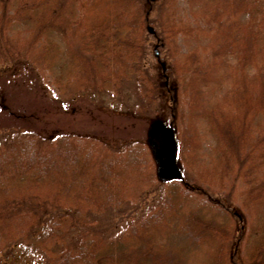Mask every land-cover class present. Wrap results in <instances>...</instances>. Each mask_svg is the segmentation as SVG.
<instances>
[{
    "label": "trees",
    "instance_id": "obj_1",
    "mask_svg": "<svg viewBox=\"0 0 264 264\" xmlns=\"http://www.w3.org/2000/svg\"><path fill=\"white\" fill-rule=\"evenodd\" d=\"M166 1L160 31L148 33L151 0L145 10L137 0H0V63L21 59L43 83L65 41L72 89L111 92L135 75L152 104L160 86L141 62L145 30L168 47L179 84L166 111L182 166L179 177L159 180L140 139L119 149L75 132L6 139L0 253L23 241L40 245L46 264H264V0H186V21ZM180 35L198 39L196 48L182 53ZM253 113L262 115L258 127ZM200 121L216 143L196 176L189 161L198 160ZM157 186L142 217L98 234L97 214Z\"/></svg>",
    "mask_w": 264,
    "mask_h": 264
},
{
    "label": "rangeland",
    "instance_id": "obj_2",
    "mask_svg": "<svg viewBox=\"0 0 264 264\" xmlns=\"http://www.w3.org/2000/svg\"><path fill=\"white\" fill-rule=\"evenodd\" d=\"M151 1L154 4L149 17L156 20V24L148 26L146 29L148 33L160 31V23L167 9L166 0ZM137 2L143 10L146 9L147 0ZM175 3L177 17H185L186 21V18H189L186 0H176ZM82 11L80 8V12ZM146 30L147 38L141 62L148 75L160 86V95L152 104H147L139 95L140 85L135 75L120 86L114 87L111 92L90 88L91 86H85L81 90L72 89L66 83L70 77L71 63L66 53L65 41L64 43L58 41L59 54L51 61L52 65L44 83L36 76V70L21 59H8L0 63V144L13 136L23 135L26 131L40 138L51 137L61 132L101 137L109 141L115 149L133 139L148 142L147 129L154 120H161L166 126L169 124L166 107L170 104L172 93L178 89L179 83L178 71L174 67L170 49L164 47L160 50L157 39ZM197 41L198 39L180 35L178 44L181 52L196 48ZM155 56H159L158 61ZM142 104L148 109L145 110L148 111L147 114L139 112L140 109L143 110ZM157 109L159 112H152ZM261 122L262 115L253 113L252 127H258ZM194 126L200 140L198 160L195 162L190 160L189 166L193 167L190 174L197 176L202 166L210 164L216 139L204 121L195 123ZM176 165L178 168L182 167L178 163ZM157 187L146 190L138 201L125 202L117 208H110L107 212L97 214L95 221L98 223V234L99 227H103L101 230L105 233H114L142 217L157 203L159 192L162 190V187ZM233 203L236 211L242 214L239 198ZM44 236L46 237L43 234L41 238ZM36 246L19 241L0 253V264H46V252L40 245Z\"/></svg>",
    "mask_w": 264,
    "mask_h": 264
},
{
    "label": "water",
    "instance_id": "obj_3",
    "mask_svg": "<svg viewBox=\"0 0 264 264\" xmlns=\"http://www.w3.org/2000/svg\"><path fill=\"white\" fill-rule=\"evenodd\" d=\"M147 140L157 164V178L167 181L179 177L176 165L177 143L172 127L160 120L153 121L147 129Z\"/></svg>",
    "mask_w": 264,
    "mask_h": 264
}]
</instances>
